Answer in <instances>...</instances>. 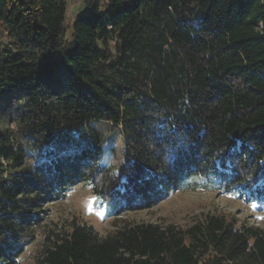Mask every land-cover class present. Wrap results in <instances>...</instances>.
I'll return each mask as SVG.
<instances>
[{
	"label": "trees",
	"instance_id": "trees-1",
	"mask_svg": "<svg viewBox=\"0 0 264 264\" xmlns=\"http://www.w3.org/2000/svg\"><path fill=\"white\" fill-rule=\"evenodd\" d=\"M68 8L0 0V264L39 233L28 264H264L261 226L122 218L186 190L264 203V0H83L69 34ZM84 182L112 231L49 221Z\"/></svg>",
	"mask_w": 264,
	"mask_h": 264
},
{
	"label": "rangeland",
	"instance_id": "rangeland-1",
	"mask_svg": "<svg viewBox=\"0 0 264 264\" xmlns=\"http://www.w3.org/2000/svg\"><path fill=\"white\" fill-rule=\"evenodd\" d=\"M83 0H68L67 25L68 34L82 6ZM8 37L0 32V45L6 44ZM13 128L14 126L11 125ZM101 133L105 136L104 162L119 167L123 159L122 139L116 129L107 124L102 127ZM95 196L91 187L84 184L76 185L64 200H56L48 204L51 208L49 221L59 225L69 226L72 221L79 223L90 222L97 231L105 234L112 231L118 222L117 216L111 217L105 211L94 207ZM219 213L237 222L238 226L249 223L264 228V203L251 200L237 199L232 194H221L218 191L201 189L199 191L186 190L175 192L170 197L162 200L152 208L142 211L129 212L123 215V219H133L138 222L176 223L187 226L201 218L204 214ZM42 235L29 245L17 264H28L40 246Z\"/></svg>",
	"mask_w": 264,
	"mask_h": 264
}]
</instances>
